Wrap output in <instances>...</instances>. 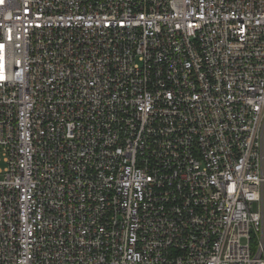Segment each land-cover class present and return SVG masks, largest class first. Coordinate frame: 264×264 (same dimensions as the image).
<instances>
[{"label":"built area","instance_id":"2783aa9c","mask_svg":"<svg viewBox=\"0 0 264 264\" xmlns=\"http://www.w3.org/2000/svg\"><path fill=\"white\" fill-rule=\"evenodd\" d=\"M0 264H264V0H0Z\"/></svg>","mask_w":264,"mask_h":264}]
</instances>
